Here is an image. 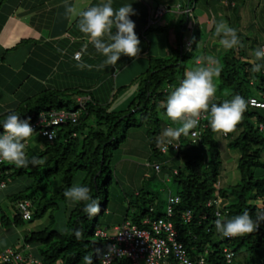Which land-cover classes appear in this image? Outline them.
I'll list each match as a JSON object with an SVG mask.
<instances>
[{
  "label": "trees",
  "instance_id": "trees-1",
  "mask_svg": "<svg viewBox=\"0 0 264 264\" xmlns=\"http://www.w3.org/2000/svg\"><path fill=\"white\" fill-rule=\"evenodd\" d=\"M234 29L240 38L239 20ZM191 45L190 42L189 46ZM179 57L183 58L182 52ZM250 58L241 46L224 51L219 77L221 93L216 94L212 102L221 103L237 94L246 101L250 97L261 98L260 94L264 89L263 70L259 73L251 72ZM179 60L180 58H154L146 75L141 78L136 101L132 102L134 111L124 115L121 111L106 110L107 107L96 102L91 93L76 95L83 98V105L80 106L77 97L65 99L62 92L50 89L43 90L38 96L19 101L12 109L4 108L0 112V125L10 111H14L21 119H29L30 123L39 113L50 110L77 112L76 122L52 128L55 135L53 139L43 136L39 126H36L32 135L33 142L30 140L32 136L24 141L29 160L32 157L40 158L44 161L42 165L33 167L29 164L23 168L6 161L0 162V192L12 182L19 181L23 184L22 189L18 190L17 187L7 195L14 210L12 217L0 204L1 224L8 229L19 230L25 227L26 222L46 218L41 228L26 231L21 237H17L15 242L21 244L19 250L9 244L2 247L11 250V258L21 256L26 259L24 263L12 259L9 264H32L30 255L38 258L41 264H81L83 256L92 253L93 264H101V258L113 240L109 238L110 233L107 232L108 236L103 237L96 231H107L108 226L97 227V216L89 218L83 212L84 203L72 204L64 197L63 192L76 183L87 186L91 189L93 198L100 201L99 214H108V185L115 177L113 152L122 146L130 127L149 128L148 124L151 123L156 127H152L153 130L149 132L153 136L148 138V155H138L146 157L147 165L152 166V171L158 174L159 179L168 181L171 177L176 190L174 193L169 192L164 200L165 206L162 207L163 200L159 192L140 184L132 193L137 198L136 202H127L122 222L118 225L128 221L140 229L153 231L152 226L159 221L171 224L175 241L182 244L189 259L196 261L203 258L204 264H227L223 252L225 247L235 254L231 264H264V221L260 222L259 228L253 233L233 238L221 237L214 223L218 217L228 219L245 210L256 220L260 209L264 208V173L259 174L255 170L260 165L259 151L264 145V130L259 128L260 124L264 127V109L249 105L236 130L228 134L222 133V137L227 140L226 147L238 153L236 170L239 179L234 184L222 183L225 167L216 132L209 124L210 114H204L199 125L190 130L188 136L182 135L178 142H173L179 147L167 145L166 150L162 151L165 144H158L157 138L165 128L170 127V122L163 123L162 118L157 115V106L166 113L162 104L170 89L177 87L184 77L185 65ZM223 90L229 95L222 93ZM82 111L85 112L84 116ZM135 113H138V117ZM91 115L93 122L85 129L83 121ZM160 123L163 124V129ZM195 129L198 130L196 139L190 136ZM2 132L0 127V133ZM41 137L46 139L45 143L38 140ZM150 156L155 158L152 164ZM123 159L128 158L123 155ZM132 159L128 161L135 162L136 158ZM140 178L142 180L143 177ZM115 183L121 186L120 179L116 178ZM121 189L125 192L122 186ZM175 198L178 200L171 203L170 200ZM22 201L30 204L31 216L28 220L22 218L17 204ZM169 208L171 213L168 212ZM76 229H82L81 239L75 237ZM16 234L17 231L15 239ZM164 234L166 235L162 233L163 236ZM93 237L96 239L93 240ZM96 249L100 250L99 254ZM237 255H241V259L235 261ZM171 257L174 258V255L171 254ZM129 261L128 257H122L110 264H129ZM172 264L178 263L173 259Z\"/></svg>",
  "mask_w": 264,
  "mask_h": 264
},
{
  "label": "crops",
  "instance_id": "crops-1",
  "mask_svg": "<svg viewBox=\"0 0 264 264\" xmlns=\"http://www.w3.org/2000/svg\"><path fill=\"white\" fill-rule=\"evenodd\" d=\"M246 1L249 0H225V3L222 0H211V5L208 1L206 3L211 13L213 10L218 12L219 16L215 14L214 20L220 17L221 20L231 21L235 25L237 20L242 19L238 12L239 9L243 10ZM67 2L86 8L102 3L103 0ZM170 2L171 0H112L114 9L131 4L135 10L136 14L130 18L135 22V32L141 42L140 56L133 60L121 55L115 67L100 69L98 66L102 64L104 57L88 44L83 60L93 65V68L81 70L76 66L77 62L73 56L84 47L87 38L78 30L75 19L66 18V0H0V101H3L1 107L12 109L19 101L38 96L45 89L66 92L77 88L89 93L92 90L94 100L102 104L108 103L111 97L113 100L115 92L122 93L123 99L130 103L138 93L141 78L146 75L153 59L158 57L155 53L168 51L162 47L158 49V45L160 43L163 45L168 39L172 18L166 11L156 24L149 26L148 17L153 7H166L167 4L176 3ZM184 2L185 8L190 9L188 17L193 13L196 20V16L205 14L206 17L208 15V23L211 15L209 16L204 6L205 0ZM238 2L242 4L239 9ZM261 2L264 3V0ZM208 24L211 25V22ZM176 27L177 22L172 27L173 33L176 32ZM183 38L182 34L181 40ZM261 47H264V44H261ZM216 50L219 53L224 51V47L218 46ZM196 63L201 64V60L197 59ZM118 99L120 102L115 104V109L111 107L110 109L121 111L119 109L125 107L126 102L122 101L120 96Z\"/></svg>",
  "mask_w": 264,
  "mask_h": 264
},
{
  "label": "clouds",
  "instance_id": "clouds-1",
  "mask_svg": "<svg viewBox=\"0 0 264 264\" xmlns=\"http://www.w3.org/2000/svg\"><path fill=\"white\" fill-rule=\"evenodd\" d=\"M135 14L136 12L131 4H125L118 9H114L112 0H103L102 3L86 8H80L75 4L68 3L66 0V18L75 19L78 30L87 38L84 47L74 53L73 59L77 62L76 66L81 70L85 68L91 70L93 68V65L87 64L83 60L88 44H91L96 52L104 57L102 64L98 66L100 69L108 66L115 67L121 55L133 60L138 59L141 53V42L135 32V22L130 18ZM214 35L219 38V43L226 49L241 46L236 29L230 27L225 21H220L215 25ZM251 55L252 59L249 61L251 64L250 71L259 73L264 70V47L258 46ZM198 63L200 62L198 61ZM221 70L220 62L215 58L208 57L203 66L185 71L179 85L170 92L166 101L162 104V107L166 110L167 118L179 126L165 128L160 137L157 138L158 144L179 147L178 144L173 142H178L182 135L188 136L190 130L199 125L200 117L203 114H210L209 124L215 132L228 134L236 130V126L242 120L249 103L239 94L232 96L231 99H225L221 103L212 102L217 92L213 79L214 77H220ZM224 94L229 95L227 92ZM0 127L3 129V132L0 133V162L6 161L16 167L23 168L28 167L29 164L35 167L44 163L42 159L37 157H32L29 160L26 155L24 141L35 132L29 119H21L14 111H10ZM192 135L196 136L197 134L193 132ZM63 195L72 204L83 202V212L89 218H93L101 212L100 201L93 198L91 189L87 186L79 183L73 184L64 190ZM259 203L262 204L260 201ZM17 204L22 218L28 220L31 216L29 202L22 201ZM261 221H264V215L258 214L257 219L253 220L249 212L245 210L241 214L228 219L218 217L214 223L215 229L221 237L233 238L253 233L259 228ZM105 232L107 233V231ZM113 233L109 235L111 236ZM74 235L77 239H81L83 237L82 229H76ZM225 250L231 251L228 247H225L223 249L224 256ZM10 251L8 247L0 249V264H9L12 259L19 263L25 262L26 259L21 256H18L17 259L11 258ZM95 251L97 254L100 252L99 249ZM114 252L115 246H108V252L101 258L104 264L111 263L109 257ZM234 256L235 254L231 261L230 257L226 256V263L231 264ZM29 259L32 264H41L38 258H33L31 255ZM115 259L118 258H114L112 261ZM173 259L171 257V263H173ZM227 259H229V262H227ZM203 261H201V264H203ZM81 264H93V253L83 256ZM129 264H131V261H129Z\"/></svg>",
  "mask_w": 264,
  "mask_h": 264
},
{
  "label": "rangeland",
  "instance_id": "rangeland-1",
  "mask_svg": "<svg viewBox=\"0 0 264 264\" xmlns=\"http://www.w3.org/2000/svg\"><path fill=\"white\" fill-rule=\"evenodd\" d=\"M194 2V0H191ZM199 1V0H198ZM209 2L208 4L211 5V0H205V7L207 9V12L210 16V22L211 25H209V21L207 23L208 15H202V16H196L197 19L195 20L193 13L190 14V17L187 16L185 12V4L184 0H171L170 3L176 2L173 5L167 4L166 7H169L166 14L170 15L172 18V22H170V28H169V37L168 39L161 45L160 43L158 46V49H167L168 51L165 53H155L156 56L162 57V58H169V59H179L180 62H182L185 65V70L194 69L199 66H203L205 64V59L208 57L215 58L220 62V67L223 65V53L226 50L224 48V51H221L218 53V51L215 49L219 46L222 47L219 43V38L214 35L215 33V25L219 23L221 18H215V14L218 15V12L215 10L210 11L209 5H207L206 2ZM182 2V3H180ZM223 3H225V0H222ZM179 3V4H178ZM180 5L179 8H177V5ZM237 9L242 7V4L240 2L237 3ZM226 7V6H225ZM242 11L239 9L240 12L238 14L242 15V19L239 20L240 22V42H241V48L247 52V54L252 59V52L254 49H256L258 46L260 47L261 44H264V3L261 2V0L253 1L249 0L246 1V3L242 7ZM155 11V8H152V13ZM196 14V12H194ZM181 17L179 18V16ZM219 16V15H218ZM177 22L176 32L173 33L174 23ZM226 23L231 24L233 28L235 27L234 23L231 21H225ZM235 22V21H234ZM198 23V24H197ZM233 24V25H232ZM198 27V28H197ZM162 32V31H161ZM159 32V34L161 33ZM183 34L184 38L181 40V35ZM194 38V39H193ZM188 41H191L192 45L189 46ZM216 42H218V46L216 45ZM162 47V48H160ZM190 49V50H189ZM180 52L183 54V58L179 57ZM200 59L202 62L201 64L196 63V60ZM213 82L217 88L216 94L221 93L219 91V78L213 79ZM257 85V84H255ZM91 87H96V85H90ZM135 87V85H132V87ZM254 88V87H253ZM174 90V88L170 89V92ZM254 91V90H253ZM225 91L223 90L222 93ZM84 94L89 93V91H84L81 89H72L67 90L66 92H62V96L65 99H75L77 97V94ZM91 90V94H92ZM115 97L112 100L109 99L108 103L104 104L107 108L106 110H114L115 104L119 103L120 100L118 99L119 96L122 98V101L126 102V105L121 110V114H127L129 111H134L132 108V102L136 101V97L130 101V103H127L126 99H123L124 96L122 93H116ZM170 94V93H169ZM256 94V93H254ZM258 95V94H256ZM118 99V100H117ZM96 101V100H95ZM99 102V101H97ZM1 103L3 101H0V112L2 111L3 106ZM6 103V101H4ZM93 104L92 102H90ZM114 108V109H110ZM71 108V107H70ZM72 109V108H71ZM132 109V110H131ZM123 110V111H122ZM157 115L162 118L163 123L166 121L170 122V127H177L179 126L177 123H173L171 120H168L166 113L163 112V110H160V107L157 106ZM85 112L82 111V115L84 116ZM81 115V114H80ZM136 117H138V113L134 114ZM84 127L85 129H88L90 127V124L93 122V116H88L84 119ZM162 123V122H161ZM160 123V124H161ZM149 128L146 126H139V127H130L128 131H126V140L122 142V146L118 149L114 150L113 152V159L112 163L115 164L114 169V176L121 181V186L125 189V192L121 191V186L117 185L115 183L116 178L113 177L112 182L108 185V191H109V200L108 203V209L109 213L105 214H99L95 219H97V227H103L105 228L108 226V233L114 232V227L118 225V223L122 222L123 219V213H124V207L127 204L128 201L136 202V197L132 195L135 188H138L140 184H145L146 186L153 189V191L159 192L160 198L162 201V207L165 206L164 200L167 199V196L170 193H174L176 190L175 183L173 182V179L170 177L168 181L164 180L162 181L159 179L158 174L155 171H152V166L147 165L146 157H143L138 154H144L148 152V138L153 136L151 133L152 127H156L154 123L148 124ZM161 127L163 129V124H161ZM118 127H115V129ZM148 128V130H147ZM216 138L219 142V148L221 151V155L223 158V164H224V171L222 174V183L225 185L227 184H234L239 179L238 171L236 170V164H237V157L238 153L237 151L230 150L226 147L227 140L222 137V133L216 132ZM34 136L31 137V141L33 142ZM38 140L41 143H45V138H38ZM148 146V148H147ZM124 151V152H123ZM260 157L259 162L260 165L258 167H255L256 172L259 174L264 173V145L261 146L260 149ZM124 157H127L128 159L136 158L133 161H128V159H123ZM137 155V156H136ZM148 155V153H147ZM154 159L152 156H150V163L152 164L154 162ZM133 160V159H132ZM137 162V163H136ZM182 162V161H180ZM149 163V164H150ZM138 175V176H137ZM149 175V176H148ZM150 175H152L150 177ZM137 176V177H136ZM140 177H143L142 180ZM167 178L166 176L164 177ZM21 186L23 184H20L19 181L12 182L7 189L0 192V204L5 210V212L12 217V213L14 212L10 201L7 198V195L11 193L12 191H15V189L18 187L19 189H22ZM125 193V194H124ZM131 195H130V194ZM121 194V197H120ZM157 202V201H156ZM46 218L38 219L33 222L25 223V227L22 229H15L11 230L7 227L3 226L1 224L0 220V249L6 244L11 245L15 250H19L21 248V244L17 241V237H21L22 234H24L26 231L29 230H35L41 228L43 224H45ZM60 218L57 219V223L59 226ZM60 227V226H59ZM14 229V228H12ZM16 239H15V233ZM95 237L92 239L94 240ZM96 239V238H95ZM20 241V239L18 240ZM237 261L238 259H241V255H237L235 258ZM140 264H145L143 260H139Z\"/></svg>",
  "mask_w": 264,
  "mask_h": 264
},
{
  "label": "built area",
  "instance_id": "built-area-1",
  "mask_svg": "<svg viewBox=\"0 0 264 264\" xmlns=\"http://www.w3.org/2000/svg\"><path fill=\"white\" fill-rule=\"evenodd\" d=\"M176 7L179 8L180 5H177ZM167 10V7L159 6L155 8V11L152 13V15V11H150L148 25L151 26L156 24ZM185 12L189 13L190 9H185ZM262 72L264 75V70ZM260 95L261 98L250 97L248 99L249 105L264 109V89ZM78 100L80 101L79 105L82 106L83 98H78ZM203 117L204 114L200 117L199 123ZM76 120V111L65 112L63 110H50L49 112L39 113L34 121H32L30 124L33 129L37 128L36 126H39L40 132L43 136H46L48 139H53L55 135L52 128L63 123H74ZM259 128L260 130H264V127L261 124L259 125ZM193 132H195L197 135L193 136ZM190 136L196 139L198 136V130H193ZM166 148L167 145L162 146V151H165ZM177 200L178 198H175L171 199L170 201L172 203L174 201L176 202ZM170 209L171 208L168 210L169 213H171ZM259 214L264 215V208L260 209ZM152 229L153 231L145 228L140 229L128 221L122 225L116 226L114 228V233L109 236V238L113 240L111 245L115 246V252L109 257L110 261H112L114 258L128 257L131 261V264H139V260H143L145 264H172L171 254H173L174 259L178 262V264H201L203 259H198L196 261L190 260L182 244L175 241L174 231L171 224H166L159 221L157 224L152 226ZM96 233L103 237L108 236L105 231L98 230ZM162 233H166V235L164 234L163 236ZM107 252H105L104 255ZM233 255L234 254L232 251L225 250V257H230V261ZM101 261L102 264H104V261ZM227 262H229V259H227Z\"/></svg>",
  "mask_w": 264,
  "mask_h": 264
}]
</instances>
